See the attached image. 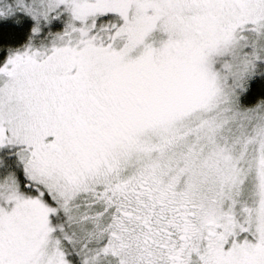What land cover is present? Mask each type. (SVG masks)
<instances>
[{
  "label": "snow or ice",
  "instance_id": "6c2138e0",
  "mask_svg": "<svg viewBox=\"0 0 264 264\" xmlns=\"http://www.w3.org/2000/svg\"><path fill=\"white\" fill-rule=\"evenodd\" d=\"M0 264H264V0H0Z\"/></svg>",
  "mask_w": 264,
  "mask_h": 264
},
{
  "label": "trees",
  "instance_id": "16d2710c",
  "mask_svg": "<svg viewBox=\"0 0 264 264\" xmlns=\"http://www.w3.org/2000/svg\"><path fill=\"white\" fill-rule=\"evenodd\" d=\"M32 25V20H0V60H2L7 48H18L26 43ZM258 80L256 77L243 92L240 101L242 106H247L257 99L264 98V83L259 84L257 83Z\"/></svg>",
  "mask_w": 264,
  "mask_h": 264
},
{
  "label": "rangeland",
  "instance_id": "374dc122",
  "mask_svg": "<svg viewBox=\"0 0 264 264\" xmlns=\"http://www.w3.org/2000/svg\"><path fill=\"white\" fill-rule=\"evenodd\" d=\"M6 20V19H13V20H15V21H18V20H31V18L30 17H28V16H26L25 14H23V13H16V14H14L13 16H10V17H0V20ZM262 75H264V72H260V73H258V74H255L252 78H250L249 79V81H248V83H247V86H246V88L249 86V84L253 81V80H255V78L257 77L259 80H258V82L257 83H259V84H262V83H264V76H262ZM261 76V77H260ZM243 95V92L240 94V97H239V100L241 101V96ZM241 103V102H240Z\"/></svg>",
  "mask_w": 264,
  "mask_h": 264
}]
</instances>
